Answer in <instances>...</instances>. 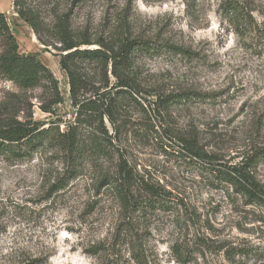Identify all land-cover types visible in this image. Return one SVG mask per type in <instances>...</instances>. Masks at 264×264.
I'll return each mask as SVG.
<instances>
[{
  "label": "rangeland",
  "instance_id": "obj_1",
  "mask_svg": "<svg viewBox=\"0 0 264 264\" xmlns=\"http://www.w3.org/2000/svg\"><path fill=\"white\" fill-rule=\"evenodd\" d=\"M227 3L92 0L95 26L115 24L121 15L135 35L188 52L142 57L141 83L154 95L188 92L202 99L141 116L135 110L134 123L151 128L149 141H124L131 165L169 192L172 204L147 206L143 196L139 211L123 209L102 181L115 173L110 160L87 162L74 174L49 146L22 161L0 156V264H139L133 248L140 264H264V209L245 205L231 188L212 187L205 173L176 158L177 136L230 164L264 145V0H236L240 22L222 8ZM0 13L19 52L37 54L64 97L49 117L38 109L39 91L20 93L0 80V111L72 121L67 78L55 52L38 43L12 0H0ZM256 178L264 187V164Z\"/></svg>",
  "mask_w": 264,
  "mask_h": 264
},
{
  "label": "trees",
  "instance_id": "obj_2",
  "mask_svg": "<svg viewBox=\"0 0 264 264\" xmlns=\"http://www.w3.org/2000/svg\"><path fill=\"white\" fill-rule=\"evenodd\" d=\"M91 2L12 0L14 12L32 30L38 43L45 50L52 49L58 57L59 68L67 78L73 118L68 123L60 119L42 122L33 120L31 114L19 118V112L0 111V156L13 162L22 161L49 146L63 155L69 172L74 174L87 162L110 160L114 162L115 173L102 181L111 188L123 209L139 211L143 196L147 206L165 207L172 204L171 194L139 175L127 157L124 141H149L151 128L145 125L141 129V124L134 123L135 110L141 116V111L157 112L202 99L201 95L188 92L154 95L141 83L142 57L154 54L187 57L188 52L135 35L121 15L115 24L95 26L88 9ZM222 8L233 13L237 21L244 20L236 0H228ZM79 13H84L83 22L76 25ZM0 80L20 93L39 91L38 109L49 117L54 115L55 107L64 103L58 80L38 55L19 52L4 13H0ZM153 96L155 101L149 102L147 97ZM176 140V158L205 173L212 187L231 188L245 205L264 209V187L256 178L258 167L264 164V145L230 164L215 155H206L192 139L177 136ZM130 253L140 264L141 253L135 248Z\"/></svg>",
  "mask_w": 264,
  "mask_h": 264
}]
</instances>
